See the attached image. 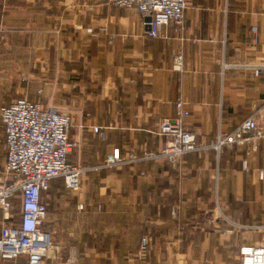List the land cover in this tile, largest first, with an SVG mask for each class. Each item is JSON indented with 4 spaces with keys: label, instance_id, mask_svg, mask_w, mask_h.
Instances as JSON below:
<instances>
[{
    "label": "crops",
    "instance_id": "crops-1",
    "mask_svg": "<svg viewBox=\"0 0 264 264\" xmlns=\"http://www.w3.org/2000/svg\"><path fill=\"white\" fill-rule=\"evenodd\" d=\"M146 19L103 0H0V105L27 98L67 112L69 159L83 169L78 190L54 178L42 194L47 261L242 264L240 248L264 238V135L250 153L211 144L250 117L264 128V0H192L184 24L157 37ZM178 98L199 149L175 164L126 161L166 146L157 130ZM4 147L6 158L5 134ZM117 149L123 160L109 163Z\"/></svg>",
    "mask_w": 264,
    "mask_h": 264
},
{
    "label": "built area",
    "instance_id": "built-area-1",
    "mask_svg": "<svg viewBox=\"0 0 264 264\" xmlns=\"http://www.w3.org/2000/svg\"><path fill=\"white\" fill-rule=\"evenodd\" d=\"M123 8L138 10L151 17L148 35L157 37L162 26L170 23L182 25L186 10L192 0H103ZM184 56L176 54L173 69L183 68ZM258 72H261L259 70ZM176 115L161 121L158 134L170 139L160 152L146 151L136 155L129 153L126 161L163 156L175 164L179 158L199 149L197 132L185 126L190 116L186 101H175ZM0 122L6 140V158L0 171V212L3 224L0 228V259H16L25 256L28 264H51L47 261L55 242L52 231L43 227L48 206L42 194L50 188L54 178H62L66 188L78 190L83 169L70 161L76 143L70 138L71 117L56 107L38 101L20 98L0 105ZM96 133L105 135L100 126H92ZM264 135L254 117L243 121L232 134L218 136L211 144L218 152L225 147L245 146L254 152L258 139ZM119 150L109 158V163L122 161ZM247 160L244 161L246 166ZM261 176L263 172L261 171ZM20 193V213L12 214L13 199ZM81 208V206H80ZM150 236L142 238L141 250L148 248ZM242 264H264V238L257 245L245 244L240 248Z\"/></svg>",
    "mask_w": 264,
    "mask_h": 264
},
{
    "label": "rangeland",
    "instance_id": "rangeland-1",
    "mask_svg": "<svg viewBox=\"0 0 264 264\" xmlns=\"http://www.w3.org/2000/svg\"><path fill=\"white\" fill-rule=\"evenodd\" d=\"M0 171L3 170L4 159H5V147H4V129L0 122ZM14 208L12 210V214L15 217H18L20 213V193H17L13 199Z\"/></svg>",
    "mask_w": 264,
    "mask_h": 264
},
{
    "label": "water",
    "instance_id": "water-1",
    "mask_svg": "<svg viewBox=\"0 0 264 264\" xmlns=\"http://www.w3.org/2000/svg\"><path fill=\"white\" fill-rule=\"evenodd\" d=\"M146 20H147L148 22L151 21V17L148 16Z\"/></svg>",
    "mask_w": 264,
    "mask_h": 264
}]
</instances>
